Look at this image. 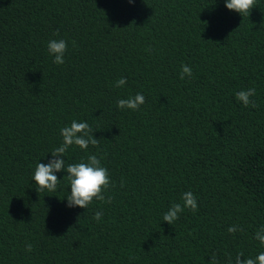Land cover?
I'll use <instances>...</instances> for the list:
<instances>
[{
	"label": "trees",
	"instance_id": "1",
	"mask_svg": "<svg viewBox=\"0 0 264 264\" xmlns=\"http://www.w3.org/2000/svg\"><path fill=\"white\" fill-rule=\"evenodd\" d=\"M255 4L242 17L224 0H0V264H235L264 252L254 238L264 226V0ZM53 39L67 42L62 65ZM185 64L193 75L181 80ZM248 88L258 107L236 99ZM137 93L138 110L117 107ZM72 120L99 144L69 147L65 165L96 155L110 204L67 207L66 171L54 193L36 191V165ZM188 191L198 210L163 221Z\"/></svg>",
	"mask_w": 264,
	"mask_h": 264
},
{
	"label": "clouds",
	"instance_id": "2",
	"mask_svg": "<svg viewBox=\"0 0 264 264\" xmlns=\"http://www.w3.org/2000/svg\"><path fill=\"white\" fill-rule=\"evenodd\" d=\"M128 2L133 3L134 0H128ZM224 2L227 9L239 13L242 17L249 15L251 9L256 6L255 0H224ZM47 49L49 54L54 57L53 62L55 64H64V54L67 50L66 41L63 39L50 40L47 44ZM192 75L191 67L186 64L182 65L180 79L183 80L185 76L191 78ZM125 84L126 78L122 77L116 81L115 86L123 87ZM235 96L245 107H258L256 101L252 99V97L256 96L255 88L238 91L235 93ZM144 102V95L137 93L134 97L119 99L117 107L136 111ZM60 135L62 136V143L51 152L52 159L47 163H38L36 165L33 175V180L36 182V191L39 193L47 190L50 193H54L60 183V179H58L56 173L66 171L67 175L64 177L71 187L70 194L66 197L67 207L79 206L80 208L87 209L94 199L110 204L112 197L106 198L104 195V191L110 187V176L108 169L102 166L101 160L96 155H89L86 162L65 165L64 154L69 147L75 145L82 150H87L89 144L98 146L99 141L93 135L90 125L86 121L77 122L76 120H72L70 126L60 129ZM121 187H123V183ZM181 199L183 200V205L173 203L169 210L164 213L162 217L163 221L173 225L185 208L191 210L193 213L198 210L197 199L191 191L184 192ZM102 216L103 213L97 211L93 218L100 221ZM238 230L243 231L242 228H238L236 225L227 229L229 233H235ZM254 238L261 245H264V226L255 233ZM32 250L33 246L31 244L26 245V251L31 252ZM209 264H219L215 255L211 256ZM229 264H232L231 259H229ZM235 264H264V252H260L255 258H245L242 252L238 253L235 257Z\"/></svg>",
	"mask_w": 264,
	"mask_h": 264
}]
</instances>
